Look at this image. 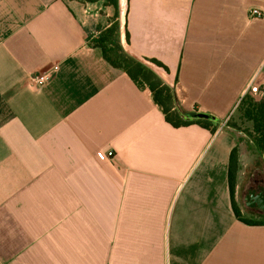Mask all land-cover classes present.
I'll return each mask as SVG.
<instances>
[{"label":"crops","instance_id":"1","mask_svg":"<svg viewBox=\"0 0 264 264\" xmlns=\"http://www.w3.org/2000/svg\"><path fill=\"white\" fill-rule=\"evenodd\" d=\"M102 11L0 0V264H264V225L232 206V151L238 179L245 159L225 125L246 93L263 96L264 0H119L125 53L166 65L147 62L182 110L222 121L215 133L172 126L106 62L92 45Z\"/></svg>","mask_w":264,"mask_h":264},{"label":"trees","instance_id":"2","mask_svg":"<svg viewBox=\"0 0 264 264\" xmlns=\"http://www.w3.org/2000/svg\"><path fill=\"white\" fill-rule=\"evenodd\" d=\"M87 1L94 2L99 0ZM103 1L104 11L100 13L101 31L92 41V45L95 48L100 49L106 62L113 68L125 72L139 88L148 89L154 103L162 110L166 120L172 126L179 128L192 124H198L211 129V131L215 133L222 124V121L219 118L208 114L212 117V119H194V115L202 112H198L197 110L191 112L182 110L179 105L175 88L165 82L152 68L145 65L142 61L136 60L127 55L121 43H116V34L118 33L119 38L120 29V23L118 21L119 0ZM110 11L112 12L111 15L107 13ZM126 41L129 42V33L127 29ZM145 61L163 69L166 73H169L168 67L160 61L156 59H145ZM236 112L240 114L241 119L247 120L252 124L251 130L248 133L249 137L251 138L255 148L260 153H264V89L261 99H256L251 92L246 93L238 103ZM225 125L237 131L239 130V127L231 122L230 119L225 123ZM239 168V154L238 149L235 148L230 156L228 172L232 206L235 215L239 220L248 225H264V216L260 219L244 218L237 206V202L235 201V187Z\"/></svg>","mask_w":264,"mask_h":264},{"label":"rangeland","instance_id":"3","mask_svg":"<svg viewBox=\"0 0 264 264\" xmlns=\"http://www.w3.org/2000/svg\"><path fill=\"white\" fill-rule=\"evenodd\" d=\"M109 15L112 14V12H107ZM107 19V18H106ZM116 43H120L118 38V33L116 34ZM145 65L149 66L146 61H142ZM230 121L236 124L239 127L238 132L241 134V153H244V162H241V173L240 177L238 179V174L236 178V187H235V193L238 190L239 193H237V206L241 212V209L243 208L245 210V213L242 214L243 217L246 218H253V219H260L256 218V216L249 212V209H247L243 196L246 191V189L249 186L250 179L256 174V170H264V153H260L255 146L253 145L251 138L249 137V131L251 130L252 124L244 119H241V116L238 112H235L234 115L230 118ZM240 169V168H239ZM239 172V171H238ZM263 174V173H261ZM239 186V189H238Z\"/></svg>","mask_w":264,"mask_h":264},{"label":"flooded vegetation","instance_id":"4","mask_svg":"<svg viewBox=\"0 0 264 264\" xmlns=\"http://www.w3.org/2000/svg\"><path fill=\"white\" fill-rule=\"evenodd\" d=\"M258 198L264 200V174L253 178L243 196L246 206L255 210L261 209Z\"/></svg>","mask_w":264,"mask_h":264},{"label":"built area","instance_id":"5","mask_svg":"<svg viewBox=\"0 0 264 264\" xmlns=\"http://www.w3.org/2000/svg\"><path fill=\"white\" fill-rule=\"evenodd\" d=\"M251 14L253 16H260V12L256 9L252 10ZM57 70H58V67L55 66L44 73L31 76L27 83V86L34 87V88H40V87L47 85L54 78V75ZM252 92L256 96L258 92V88L256 87L253 88ZM110 155H112V153H110Z\"/></svg>","mask_w":264,"mask_h":264},{"label":"water","instance_id":"6","mask_svg":"<svg viewBox=\"0 0 264 264\" xmlns=\"http://www.w3.org/2000/svg\"><path fill=\"white\" fill-rule=\"evenodd\" d=\"M194 119H198V120H210L212 119V117L206 113H197L196 115H194L193 117ZM258 202L260 204V208L264 209V200L258 198Z\"/></svg>","mask_w":264,"mask_h":264}]
</instances>
